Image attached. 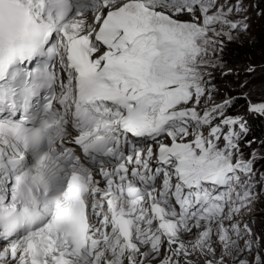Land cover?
I'll use <instances>...</instances> for the list:
<instances>
[{"label": "snow or ice", "instance_id": "obj_1", "mask_svg": "<svg viewBox=\"0 0 264 264\" xmlns=\"http://www.w3.org/2000/svg\"><path fill=\"white\" fill-rule=\"evenodd\" d=\"M256 22L264 0H0V264H264Z\"/></svg>", "mask_w": 264, "mask_h": 264}, {"label": "rangeland", "instance_id": "obj_2", "mask_svg": "<svg viewBox=\"0 0 264 264\" xmlns=\"http://www.w3.org/2000/svg\"><path fill=\"white\" fill-rule=\"evenodd\" d=\"M253 35H254V41H250L248 45H246L240 52H238L236 55L238 56V59L234 61L236 66L243 65L245 68L248 66V64H264V53L261 54L259 52L254 54L255 47L260 46L259 40L264 42V22H256L253 29ZM264 46V43L262 44ZM243 57V58H242ZM248 58L249 62H242L241 59ZM241 76H243V72L241 71ZM253 87L258 88L261 86L264 81H262L259 77H253ZM230 81L223 82L221 84V87H232Z\"/></svg>", "mask_w": 264, "mask_h": 264}, {"label": "trees", "instance_id": "obj_3", "mask_svg": "<svg viewBox=\"0 0 264 264\" xmlns=\"http://www.w3.org/2000/svg\"><path fill=\"white\" fill-rule=\"evenodd\" d=\"M259 43H260V46L255 47V51H254V54L255 55H256L257 52H259L261 54L264 53V46L262 45L264 42H262L261 40H259ZM238 56H241V55H238ZM241 61L244 62V63H246V62H249V59L248 58H244V59H241Z\"/></svg>", "mask_w": 264, "mask_h": 264}]
</instances>
